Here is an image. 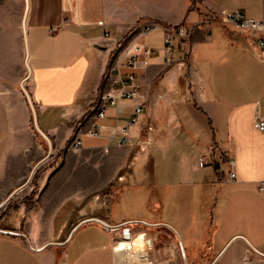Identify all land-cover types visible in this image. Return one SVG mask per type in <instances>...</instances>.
Segmentation results:
<instances>
[{"label": "crops", "instance_id": "obj_1", "mask_svg": "<svg viewBox=\"0 0 264 264\" xmlns=\"http://www.w3.org/2000/svg\"><path fill=\"white\" fill-rule=\"evenodd\" d=\"M224 9L261 19L264 0H0V203L45 154L32 101L53 144L50 160L88 155L97 180H113L140 154L142 170L164 148L181 156V182L172 190L190 242L187 264H264V131L255 124L256 113L264 115V49L225 25L219 18ZM148 21L194 28L183 46L177 41L172 63L165 61L163 29L137 36L135 25ZM133 44L153 49L141 53L135 70L141 96L123 100L118 119V106L109 103L99 117L101 95L116 78L112 66ZM29 72L24 86L31 99L22 86ZM137 104L143 111L132 123ZM123 127L130 141L120 145ZM77 138L82 146L73 148ZM59 169L42 178L39 191H23L28 185L0 209V264H117L123 237L97 223L81 226L64 245L47 247L66 241L84 218L119 223L91 213L68 233L65 225L57 231L59 211L91 194L71 190ZM199 179L209 189L200 204L207 214L201 247L195 234L200 205L190 195ZM98 199L95 194L89 205ZM150 254L153 264L160 261Z\"/></svg>", "mask_w": 264, "mask_h": 264}, {"label": "rangeland", "instance_id": "obj_2", "mask_svg": "<svg viewBox=\"0 0 264 264\" xmlns=\"http://www.w3.org/2000/svg\"><path fill=\"white\" fill-rule=\"evenodd\" d=\"M132 132L134 134L135 127L132 129ZM36 133L38 134L39 139L46 144L45 154L40 159L42 160L48 155L50 146L46 138L42 136L38 130ZM151 149L152 148H149V150ZM141 157L140 154L139 160L137 159L136 162L133 163V160L135 159V156H133L129 164L130 166L126 168L129 170L121 171L116 178L106 183V180H97L94 177L93 171L95 170V164L90 162V156L84 154H71L70 156L61 154L59 158L56 157L53 158V160H50L49 158L47 162L39 166V169H37L34 174L28 189L23 191H39L42 178H44L46 174L48 175V173H53L54 171L57 172L60 170L59 168L63 169L64 167L61 172L62 178L64 179V182L72 183L70 189L73 190L74 188L76 191H90L91 194L84 197L81 203L75 204L68 202L65 205V207H67H64L59 211L57 217L58 215H60V217H56L55 221V228L57 231L60 226L65 225V234L68 233L81 216L91 213L107 214L113 222L119 223L127 220H139L152 224H170L183 234V236H181L182 238L184 237L183 244H181L177 232L166 225H150L136 222L124 226L119 231L114 232H119L123 237L122 240H124L122 229L125 227L131 228L133 236H136L140 232H147L153 239L154 243V247L149 250L150 259V253L152 252L155 253L160 261L172 260V264H187L183 250L187 252V257H189L190 242L186 236L185 227L180 224L177 218L180 214V206L176 205L178 202L177 197H179V195L176 196L175 191L172 190L173 185L175 186L174 188H176L181 182V172L179 171L181 156L178 154L176 156L175 151L172 148H164L161 152L155 154V163L152 161L154 164L151 162L145 163L144 170L141 169L144 161ZM37 163L35 165H37ZM35 165L30 171H28L27 178L24 182H26L31 176ZM123 174H126L127 177H124ZM5 184L6 182H3V188ZM204 184L205 181L199 179L192 186V189L196 191H193V194L192 192L190 194L195 198L199 205L202 204L203 201L202 197L204 194H202V191H209L208 188L204 187ZM15 189L16 188L11 189L10 191H14ZM95 194H97V196L99 195L98 201L100 202L97 206H95V204L90 206L89 201L95 196ZM182 195L181 200H185L186 195L184 193H182ZM181 212H183V210H181ZM198 215L200 216V219L197 222L195 234L200 241L198 242V246L201 247L205 242L202 232V223H206L205 220L207 221V214L201 209V205L198 209ZM58 221L59 225L57 226ZM93 227L95 226H88L87 229H93ZM84 231L85 230H82L78 235L83 234ZM201 262L202 260L199 259L194 264H201ZM151 263L153 264L152 259Z\"/></svg>", "mask_w": 264, "mask_h": 264}, {"label": "built area", "instance_id": "obj_3", "mask_svg": "<svg viewBox=\"0 0 264 264\" xmlns=\"http://www.w3.org/2000/svg\"><path fill=\"white\" fill-rule=\"evenodd\" d=\"M220 20L227 26H230L238 31L248 34L253 41L254 45L264 49V10L261 19H248L244 14L239 11L222 10L219 15ZM137 36L142 37L154 30L163 29L165 32L164 50L166 53L165 61L172 63L171 54L175 49L177 41L183 46L189 38L191 32L194 30L192 26L181 24L179 26L164 25L157 21L138 22L135 25ZM137 37V38H138ZM150 54L153 52L151 47H141L133 44L123 55V59L112 66V71L116 73V78L112 82L110 91L101 95V105L98 112L99 117L106 116L107 103L118 106L117 119L122 113L120 103L125 99H136L141 96L142 86L139 82L138 69L143 61L141 60V53ZM125 63H123L124 61ZM125 65L129 68L127 73L122 72V66ZM143 107L140 104L135 105L134 116L132 123H135L138 116L142 113ZM256 127L264 131V115L259 111L255 116ZM97 125V124H95ZM122 132L126 135L119 140L120 145H125L130 141L127 134V127L122 128ZM89 133L93 136H98L99 131L90 129ZM82 139L77 138L73 141V148H80L82 146ZM259 187L264 189V180L259 183Z\"/></svg>", "mask_w": 264, "mask_h": 264}, {"label": "water", "instance_id": "obj_4", "mask_svg": "<svg viewBox=\"0 0 264 264\" xmlns=\"http://www.w3.org/2000/svg\"><path fill=\"white\" fill-rule=\"evenodd\" d=\"M27 12H28V6H27ZM29 58V57H28ZM28 60V59H27ZM28 62V61H27ZM29 65V64H28ZM31 78V72L30 74L24 79L23 81V88L24 90L26 91L28 97L31 99L30 97V94L29 92L27 91V89L25 88L24 84L25 82ZM31 105H32V109H33V113H34V118H35V126L37 128V130L39 131V133H41L42 136H44L46 138V140L48 141L49 143V153L46 157H44L42 160H40L37 165H35V167L33 168L32 170V173H31V176L29 177V179L23 183L21 186L17 187L5 200H3L1 203H0V209H2L8 202H10V200L17 194V192H19L20 190H22L23 188L27 187L30 183H31V180L33 179L34 177V174L36 173L38 167L44 163L46 160H48L51 155H52V152H53V144H52V141H51V138L45 133V131H43L41 129V127L39 126V123H38V117H37V112H36V109H35V106L33 104V102L31 101ZM136 222H142V223H145V224H150V225H166L168 226L169 228L173 229L174 231L177 232V234L179 235V238H180V241L182 243V239H181V235L179 234V232L177 231V229L175 227H173L172 225L170 224H166V223H148V222H144V221H139V220H127V221H124L122 223H118V224H112V223H109L107 221H105L104 219L100 218V217H90V218H85L83 220H81L80 222H78L76 224V226L72 229L68 239L64 242H57V241H54V242H51L47 245L50 246V245H64L68 242V240L71 238V236L75 233V231L80 228L81 226L85 225V224H92V223H97L101 226H103L104 228L106 229H109V230H112V231H119L122 227L124 226H127L131 223H136ZM4 231V230H3ZM123 231V236L125 239H130L131 238V228L130 227H125L122 229ZM4 232H9V233H15L13 231H4ZM22 234V233H20ZM183 254H184V257H185V260H186V263L187 262V257H186V252L185 250H183ZM216 260L212 263V264H215Z\"/></svg>", "mask_w": 264, "mask_h": 264}, {"label": "bare ground", "instance_id": "obj_5", "mask_svg": "<svg viewBox=\"0 0 264 264\" xmlns=\"http://www.w3.org/2000/svg\"><path fill=\"white\" fill-rule=\"evenodd\" d=\"M153 239L147 232H140L130 239H125L117 244V264H152L149 250L154 246ZM172 260L158 261L157 264H172Z\"/></svg>", "mask_w": 264, "mask_h": 264}, {"label": "trees", "instance_id": "obj_6", "mask_svg": "<svg viewBox=\"0 0 264 264\" xmlns=\"http://www.w3.org/2000/svg\"><path fill=\"white\" fill-rule=\"evenodd\" d=\"M66 207H67V206H66ZM66 207H65V208H66ZM58 217H60V215H58ZM58 217H57V218H58ZM58 225H59V221L57 222V226H58Z\"/></svg>", "mask_w": 264, "mask_h": 264}]
</instances>
